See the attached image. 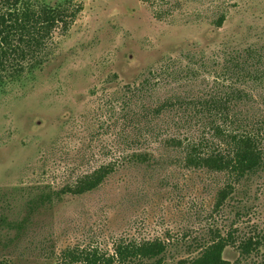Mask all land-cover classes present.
<instances>
[{
    "label": "rangeland",
    "instance_id": "1",
    "mask_svg": "<svg viewBox=\"0 0 264 264\" xmlns=\"http://www.w3.org/2000/svg\"><path fill=\"white\" fill-rule=\"evenodd\" d=\"M75 1L82 10L66 33H54L47 63L0 89V190H16L0 202V214L28 219L19 239H0V264H69L66 250L112 256L117 246L152 242L165 251L144 262L188 264L228 234L235 244L222 258L235 264L238 242L264 238V169L216 209L227 175L186 168L184 150L168 140L200 134L204 116L177 100L221 91L224 55L246 49L262 60L257 74L236 83L247 97L235 111L264 130V0H170L180 8L165 21L141 0ZM221 13L226 19L216 28ZM188 57L199 63L195 76L165 74L142 95L126 89L149 69L169 59L186 65ZM168 100L178 106L157 112ZM261 147L264 153V139ZM108 165L112 173L97 189L29 212L32 197ZM240 261L264 264V247Z\"/></svg>",
    "mask_w": 264,
    "mask_h": 264
},
{
    "label": "trees",
    "instance_id": "2",
    "mask_svg": "<svg viewBox=\"0 0 264 264\" xmlns=\"http://www.w3.org/2000/svg\"><path fill=\"white\" fill-rule=\"evenodd\" d=\"M141 3L148 7L157 21L169 19L180 8L179 3L170 0H141ZM81 10L82 5L75 0H59L54 6L44 0H0V89L8 82H18L24 76L32 75L47 63L52 53L54 33H66ZM225 19V14L221 13L214 20V27L221 28ZM261 55L254 49L226 53L221 70L228 84L217 86L221 91L197 100H177L179 106L184 105L183 102H190L189 106L198 109L206 122L198 136L185 141L170 139L169 144L184 150L186 168L227 175L228 183L217 194L216 209L233 193L235 185L253 179L264 169L261 147L264 130L259 128L261 125L242 120L235 111L236 105L247 97L236 83L259 72ZM193 61L192 57H188L186 65H182L180 61L169 59L167 66L149 69L139 83H135L133 88L126 86V89L142 95L165 74L174 76L183 72L195 76L199 63L194 64ZM177 101H166L157 112L167 106H178ZM111 173V166H101L72 187L56 193L42 192L29 200V212L50 205L54 198L59 199L63 195L89 193L97 189ZM12 191L16 190H0V202L6 201ZM27 222V217L11 221L0 214V239L13 243L14 239H19ZM10 233H15L12 238L8 237ZM231 237L228 234L226 238H213L188 264H230L223 260L222 253L226 247L235 244ZM261 247H264L262 236L252 234L243 238L237 245L239 259L235 264H240V259L248 258L252 253H258ZM164 251L162 243L152 242L117 246L112 256L95 249L66 250L63 258L69 264H128L135 259H138L137 264H150L144 261H154Z\"/></svg>",
    "mask_w": 264,
    "mask_h": 264
}]
</instances>
